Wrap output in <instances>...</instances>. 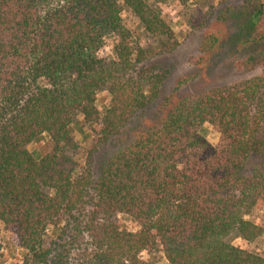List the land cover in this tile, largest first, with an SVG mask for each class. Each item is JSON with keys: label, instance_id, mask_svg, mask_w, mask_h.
I'll list each match as a JSON object with an SVG mask.
<instances>
[{"label": "trees", "instance_id": "trees-1", "mask_svg": "<svg viewBox=\"0 0 264 264\" xmlns=\"http://www.w3.org/2000/svg\"><path fill=\"white\" fill-rule=\"evenodd\" d=\"M202 9L179 39L158 0H0V224L21 264H264L233 244L264 236V0Z\"/></svg>", "mask_w": 264, "mask_h": 264}, {"label": "rangeland", "instance_id": "rangeland-1", "mask_svg": "<svg viewBox=\"0 0 264 264\" xmlns=\"http://www.w3.org/2000/svg\"><path fill=\"white\" fill-rule=\"evenodd\" d=\"M153 1V0H149ZM163 8L162 16L163 18L168 22L170 27L173 29L175 34L181 39V37H184L188 32H191L192 27L188 23L189 20L193 22L195 16L197 13L194 11L195 8L202 7V11H204V7H207V0H188L185 2V0H158ZM213 1V4L216 5L219 0H211ZM232 7H237L238 5L230 4ZM190 6V7H189ZM235 8V9H237ZM235 13V12H234ZM201 12H199V15ZM231 14L228 13V17H225L223 22H217L216 29H214L216 32L223 34L225 31L233 30L235 26H237V22L240 21L235 14L230 16ZM237 14V13H236ZM238 20V21H237ZM113 39L111 37L106 39L105 46L99 51V56H108L110 55V47L112 45ZM207 67V62H205L204 65L193 68L194 71H198V75L194 79H197L201 77ZM217 71V70H216ZM221 78H223V82L226 83H234L238 81H242L243 79L250 78V74L248 73H239L237 74L234 71L224 70ZM220 75V74H218ZM192 81V80H191ZM199 82V81H198ZM207 83V82H203ZM196 84V82H192L191 87L194 88L192 85ZM196 87V86H195ZM199 88V87H197ZM202 132L205 135L206 139L213 145H215L219 141V134L216 130V128L209 123H204L202 126ZM75 138L76 140L80 142H83V146L88 145V141L90 138H88L86 141L82 139V136L80 135L79 130H75ZM44 145L43 141H37L30 143L28 145V149L33 153V156L35 158H38L41 153V149ZM39 153V154H38ZM38 154V155H37ZM76 157L80 159L81 155H76ZM263 213L264 214V204L260 207L259 210H256L252 217L255 219L256 222H259L260 220L256 217L257 215ZM118 222L121 225H124L127 229L131 231H135L138 229L137 225L128 219L127 217L123 215L118 216ZM233 244L241 246L243 248L249 249L251 251L257 252L264 256V236L262 239H260L256 243L252 244H246L244 243L240 238H235L233 240ZM22 250L21 248L15 244L14 240H11V233L8 232L3 228V226L0 224V261L3 262V264H21V258H22ZM142 257L144 259L148 258V255L146 252L142 253ZM155 264H166L165 259L162 257V254L160 252L155 253Z\"/></svg>", "mask_w": 264, "mask_h": 264}]
</instances>
